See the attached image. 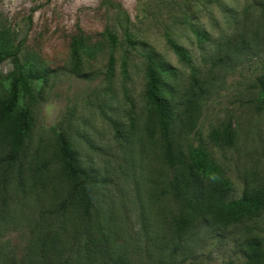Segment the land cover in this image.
<instances>
[{"label":"rangeland","instance_id":"rangeland-1","mask_svg":"<svg viewBox=\"0 0 264 264\" xmlns=\"http://www.w3.org/2000/svg\"><path fill=\"white\" fill-rule=\"evenodd\" d=\"M13 49L32 96L21 87L0 129L9 136L5 152L16 153L3 163L0 240L23 246L39 214L54 211L62 133L79 165L103 182L95 218L133 261L246 264L252 243H264V208L229 226L197 216L176 234L179 208L166 194L160 128L146 95L154 69L171 93L163 94L194 119L189 141L207 148L230 181L228 198L264 197V0H0V55ZM165 64L169 72L159 69ZM13 78L7 59L0 105ZM27 108L30 130L15 142Z\"/></svg>","mask_w":264,"mask_h":264},{"label":"trees","instance_id":"trees-1","mask_svg":"<svg viewBox=\"0 0 264 264\" xmlns=\"http://www.w3.org/2000/svg\"><path fill=\"white\" fill-rule=\"evenodd\" d=\"M111 38L117 42L115 35ZM174 50L182 61H189L184 48L175 45ZM7 59L14 64V78L10 97L0 105V129L10 121L21 87L29 98L32 96L28 81L31 76L25 73L19 49L0 55V63ZM159 69L169 72L170 66L161 65ZM148 78L146 95L155 108L160 128L166 194L179 208L173 218L176 234L184 233L197 216L210 217L217 224L229 226L243 215L264 208V197L246 194L239 199L228 198L232 189L230 181L220 173L207 148L189 141L187 127L194 123V119L185 120L186 111L163 94L171 93L156 70L151 69ZM261 94V105L264 106V81L261 82ZM30 121L27 108L13 135L15 142H21V135L29 132ZM7 137L0 138V195L7 171L3 163L16 160L15 152L6 153L4 150ZM213 138L217 139L216 132ZM58 139L63 167L62 178L53 188V199L57 201L55 209L39 214L33 221L32 231L26 230L27 241L23 246H15L8 239L0 240V264H139L133 261L132 251L111 242L105 228L107 222L95 218L102 180L79 165L64 134H59ZM7 216L8 207L0 201V224L7 223ZM152 264L169 263L159 260ZM246 264H264L262 241L252 243Z\"/></svg>","mask_w":264,"mask_h":264}]
</instances>
